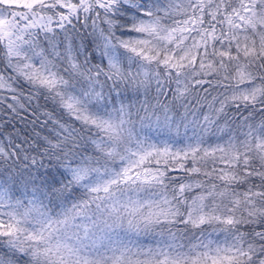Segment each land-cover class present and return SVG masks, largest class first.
<instances>
[{
    "label": "snow or ice",
    "instance_id": "1",
    "mask_svg": "<svg viewBox=\"0 0 264 264\" xmlns=\"http://www.w3.org/2000/svg\"><path fill=\"white\" fill-rule=\"evenodd\" d=\"M0 264H264V0H0Z\"/></svg>",
    "mask_w": 264,
    "mask_h": 264
}]
</instances>
